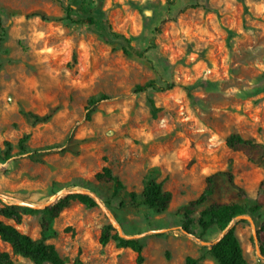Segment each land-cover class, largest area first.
Here are the masks:
<instances>
[{
	"label": "rangeland",
	"instance_id": "374dc122",
	"mask_svg": "<svg viewBox=\"0 0 264 264\" xmlns=\"http://www.w3.org/2000/svg\"><path fill=\"white\" fill-rule=\"evenodd\" d=\"M84 1L101 4L113 30L147 50L148 60L123 55L97 27L29 16L62 17L58 0H0V207L44 205L71 192L93 197L97 207L72 203L45 237L64 264H139L135 252L115 241L100 245L108 224L140 240L141 264H184L188 256L217 264L202 242H216L225 231L193 227L187 233L179 211L200 197L209 175L230 172L245 197L238 198L221 176L220 191L205 209L238 198L258 208L246 214L257 227L264 221V167L225 144L233 133L264 143V0ZM170 3L173 16L184 13L154 34ZM153 79L178 87L133 92ZM102 95L111 99L86 121L88 99ZM149 96L159 108L156 116ZM23 112L54 117L32 126ZM25 135L30 150L57 147L23 154L18 144ZM6 142L12 147L8 159ZM104 167L124 185L116 195L95 179ZM151 178L173 194L167 212L121 205ZM41 220L42 214L30 215L17 228L39 240ZM228 228H234L247 262L262 264L250 223L234 219ZM0 251L12 254L1 239ZM14 261L33 264L20 256Z\"/></svg>",
	"mask_w": 264,
	"mask_h": 264
},
{
	"label": "trees",
	"instance_id": "16d2710c",
	"mask_svg": "<svg viewBox=\"0 0 264 264\" xmlns=\"http://www.w3.org/2000/svg\"><path fill=\"white\" fill-rule=\"evenodd\" d=\"M62 3L63 16L60 18H51L42 12H33L30 17H38L42 21H68L74 24H83L90 27H97L102 40L110 45H118L127 57H134L139 60L147 59V50L136 48L132 40L126 35L113 30L109 21L108 12H102L101 4L92 7L84 0H58ZM173 3H170L169 10L165 17L160 21L159 25L153 30L154 34H160L163 28L170 23L177 21L178 15L184 13L181 10L177 16H173L171 12ZM0 32L5 33V28L0 20ZM178 85L175 82L166 80H150L149 82L135 86L133 92L136 94H150L151 92H167L176 89ZM111 98L106 95L99 97H91L87 101L86 106V121H91L92 116L98 110L100 104L109 101ZM148 103L153 116L159 111L152 97H148ZM24 117L32 126L44 125L51 122L54 113L46 115H37L33 112H23ZM30 135H25L19 141V148L23 154L39 155L47 153L55 149L57 146H45L40 149L30 150L27 147V142ZM226 146L234 151L241 152L247 159L258 166L264 167V143L254 139H246L237 133L229 135L225 140ZM6 151L5 158L8 159V152L11 150V144L5 143ZM223 176L229 188L236 190L240 196H244V191L236 185L234 176L230 172H217L211 174L206 179V187L200 197L189 202L179 211L183 218V230L192 234V228H199L205 232L212 228H217L219 231H225L230 223L238 216L246 214H254L258 208L249 206L243 200L236 198L228 202L218 203L205 209V206L219 193L221 187L220 177ZM95 179L99 184L110 185L113 189V194L116 195L124 185L113 171L104 167L101 172L95 175ZM74 186L72 183L70 184ZM95 192L97 188L93 186ZM261 188H264V180L261 182ZM96 193V192H95ZM173 200V194L164 189L163 182H158L156 179H148L144 184L141 193L132 191L129 193L128 204L121 203L122 206L139 207L145 206L159 213L168 211ZM81 203L86 208L92 209L97 207V202L93 197L81 192H71L55 200L52 204L43 210H34L29 207L17 205H2L0 207V239L2 242L9 245L12 254L0 251V264H15L14 256L23 257L33 264H64V260L59 256L54 246L46 243V235L50 231L51 225L62 212L67 209L72 203ZM201 210L196 220L192 219L197 212ZM42 214L41 228L42 239L34 240L30 236L22 233L17 226L23 224L27 216ZM257 236L261 253L264 256V221L257 227ZM111 241H115L118 245L131 249L137 254V262H143V245L140 240L121 238L116 229L111 225H106L99 239L101 246H107ZM209 254L217 264H249L244 257L243 249L240 241L235 233L234 228H230L220 239L210 247ZM184 264H200V261L192 256H188ZM264 264V261H262Z\"/></svg>",
	"mask_w": 264,
	"mask_h": 264
},
{
	"label": "water",
	"instance_id": "95a60500",
	"mask_svg": "<svg viewBox=\"0 0 264 264\" xmlns=\"http://www.w3.org/2000/svg\"><path fill=\"white\" fill-rule=\"evenodd\" d=\"M53 202H54V200H53V201H50L49 203L44 204V205H36V204H32V203H27V202H21V203H19V205H20V206H23V207H29V208L34 209V210H42V209L46 208L47 206H49L50 204H52ZM236 219H238V220H246V221H248V222L250 223L251 228H252V232H253V238H254V241H255V248H256L257 256H258L261 260L264 261V256H263L262 253H261V249H260V245H259V239H258V236H257V226H256V224H255L253 218H252L251 216H249V215H241V216H238ZM116 227H117V229H118V233H119V236H120L121 238H124V239H127V240H130V239H133V238H134V237H128V236H126V235L123 233L122 229L119 228L118 225H116ZM228 229H229V228H228ZM228 229L225 230L224 234L226 233V231H227ZM224 234H223V235H224ZM223 235H222V236H223ZM222 236H221V237H222ZM219 239H220V238H219ZM219 239H218V240H219ZM218 240H217V241H218ZM217 241H216V242H217ZM216 242H213V243L202 242V244H204V245H208V246H212V245H214Z\"/></svg>",
	"mask_w": 264,
	"mask_h": 264
}]
</instances>
